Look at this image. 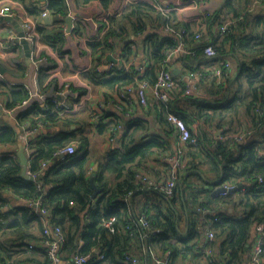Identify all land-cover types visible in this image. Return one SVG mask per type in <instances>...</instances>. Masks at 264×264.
Segmentation results:
<instances>
[{"label":"clouds","instance_id":"1","mask_svg":"<svg viewBox=\"0 0 264 264\" xmlns=\"http://www.w3.org/2000/svg\"><path fill=\"white\" fill-rule=\"evenodd\" d=\"M0 264H264V0H0Z\"/></svg>","mask_w":264,"mask_h":264}]
</instances>
